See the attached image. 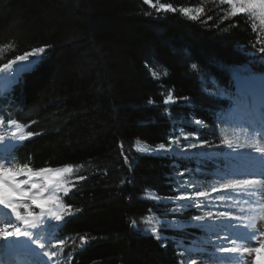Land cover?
<instances>
[{"label":"trees","instance_id":"1","mask_svg":"<svg viewBox=\"0 0 264 264\" xmlns=\"http://www.w3.org/2000/svg\"><path fill=\"white\" fill-rule=\"evenodd\" d=\"M231 12L225 0H0V69L45 48L0 92L1 125L15 120L27 137L13 163L72 167L58 194L70 211L44 225L55 264H184L183 251L203 241L196 209L172 199L196 156L170 141L181 129L217 136L231 100L209 90L231 92L236 74L264 73L255 22ZM215 159L223 163L204 168L226 171L231 160ZM154 214L176 222L160 238L147 233Z\"/></svg>","mask_w":264,"mask_h":264},{"label":"snow or ice","instance_id":"2","mask_svg":"<svg viewBox=\"0 0 264 264\" xmlns=\"http://www.w3.org/2000/svg\"><path fill=\"white\" fill-rule=\"evenodd\" d=\"M146 3L152 4V0H145ZM227 3L231 6L232 15L239 13H255L259 10L260 20L264 23V0H227ZM153 7L155 5L153 4ZM159 10L164 11H175L171 4H160ZM180 11L185 15H188L190 9L181 8ZM200 11H203L202 9ZM191 18L195 19L196 16ZM264 52V48L260 49ZM45 48L39 47L33 50L31 54H24L16 57V61L24 62L19 66V72H28L34 69V66L38 63V60L29 61V55L35 56L39 53H44ZM13 62L5 65V68H10ZM192 67L195 69L196 65L193 64ZM4 69H0L3 71ZM156 75V73H153ZM251 88V85H249ZM172 96L169 95L165 100V103L172 101ZM237 105L241 104L239 99L236 100ZM246 106V102H245ZM9 123L15 125L17 122L15 120H9ZM196 125H201L200 120H195ZM0 124L3 121L0 120ZM28 137L32 136V132H28ZM257 136L259 139H257ZM27 137L24 134L16 136L15 133L12 134V140H5L3 136H0V141H3L5 151L8 155L0 156V205L4 208L10 209V212L6 214V219L0 220V247L12 248V247H28L32 249L35 245L36 248L32 249L36 257H48V260L39 259L34 261L33 264H49L52 257L57 255L56 251L46 250L47 245L51 243L47 240L44 234V225L47 224L49 219H54L55 221H63L65 211H70V206L65 207L59 203V197L56 195H45L46 192L52 189H59L65 186L64 174L70 173L72 171L71 166L62 168H41L38 170H33L28 166V164H14L13 159L15 158V153L12 151L16 149L20 142L24 141ZM188 134H185L183 139L188 140ZM195 139H199L198 136ZM260 141H264V129L254 130L251 136L240 142L239 139L234 141L228 137H225L222 143L229 149H232L239 156L243 152L250 161L258 160L260 162V168L258 171H245L240 173L243 177H254L259 176L261 179H250V178H238L234 176L233 178L223 179L222 182H218L211 186L208 190L195 189L189 191L186 188L178 189L179 194L172 199L176 201H182L183 206L200 208L203 203L200 198H205L209 200L211 193H223L224 197H236L247 200L249 189H255L257 191H264V146L261 145ZM176 142L177 146L180 147L184 154H187L190 150H195L197 148H203L205 146L211 147V143L207 140L197 143H187L185 145H179V138L174 137L173 141ZM161 150H171L167 148L164 144L159 145ZM143 152L146 149H139ZM255 154H259L258 156ZM3 161H7V164ZM16 171L21 175H25L28 178L24 180H17L16 177L6 176L5 171ZM183 176L184 173H179ZM33 177L38 178L42 182H35ZM79 179H84V177H79ZM28 187L25 188L24 186ZM11 190V191H10ZM231 190V191H229ZM239 190V191H238ZM11 192L19 193L20 197L24 198L30 203H23L17 201L11 195ZM31 193V194H30ZM210 203V200H209ZM258 205V214L264 213V202L256 201ZM35 205L40 209L39 213L32 211V206ZM47 205V207H46ZM204 206H208L205 204ZM21 208L25 211L21 212ZM176 211L175 209L173 210ZM243 211V209H242ZM14 216V219H13ZM214 218H219L221 224L225 220L228 224H224V227H233V219L241 220V218L233 217L231 212H218L213 213L211 211L205 213V215L195 216L194 219L198 222V227L204 228L209 232H213L217 235L219 239V232L216 228L219 225L211 223ZM132 225L135 226L136 222L133 220ZM164 230L169 227L168 224H163ZM236 229L243 227L245 235L236 236L232 238L230 235L226 236L224 239L229 241L231 246L221 245L219 243L213 244L215 253L228 254V259L219 258L218 264H243L244 254L255 255V260L252 264H261L260 254L264 250V228H257L255 223V217L249 218L248 223L244 224L242 221L234 226ZM152 234L159 237V229L157 227H151L148 229ZM258 237L260 239H258ZM83 241L84 238L81 237ZM237 240H243L244 243L237 244ZM59 243H64V241H59ZM207 243L212 244L213 242L209 239ZM248 244H255L258 246H246ZM53 247H56L53 245ZM37 249L39 251H37ZM58 264V262H57ZM190 264H197L196 259H191Z\"/></svg>","mask_w":264,"mask_h":264},{"label":"rangeland","instance_id":"3","mask_svg":"<svg viewBox=\"0 0 264 264\" xmlns=\"http://www.w3.org/2000/svg\"><path fill=\"white\" fill-rule=\"evenodd\" d=\"M227 1V0H225ZM251 16L253 21L255 22L258 32L264 39V23L260 20V14L259 10H257L255 13H247ZM32 58H29L28 62H31ZM21 65V64H20ZM11 66L10 68H3V71H0V92L9 90L10 85L13 82H18L19 76L18 73L13 74L11 80L9 81V74L11 72H19V66ZM236 86L237 91L235 92H229L224 90H209L210 92H214L215 94H219L221 96H227L231 99V105L229 109L225 112L219 113V128L216 135H211L210 132L207 134L202 135L200 134H192L185 130H180V133L174 137L179 138V145H185L187 143H197L199 144L201 141L207 140L211 143V147L205 146L203 148H197L195 150H190L188 152L189 155L195 154V164L190 165L188 172H183L184 175L177 178V187L180 188H186L189 191H193L195 189L200 190H208L213 186L214 184H217L218 182H222L223 179L227 178H233L234 176H237L238 178H250V179H261L259 176L254 177H243L242 175H239L240 173H243L245 171H258L260 168V162L258 160L256 161H250L247 156L241 152V154L238 156L236 152H234L232 149H229L227 146H225L222 141L225 137H228L230 139H233L236 141L239 139L240 142H243L244 140L248 139L254 130L264 129V86H261L258 82L260 80H264V73L262 74H237L236 76ZM257 81V83H256ZM256 83V84H255ZM249 85H251V88H249ZM246 91H250L251 94L245 93ZM235 95V96H234ZM239 99L241 101L240 105H237L236 100ZM246 102V106H245ZM15 133L16 136H19L21 133L25 135L24 129L21 125L16 123L15 125L10 124L8 128L2 126L0 124V136H3L5 140H12V134ZM188 134V140L185 141L183 139L184 135ZM198 136L199 139H195V137ZM257 139L259 137L257 136ZM261 145L264 146V141H260ZM174 149L181 151L180 147L177 146V143L174 142ZM146 149L148 152L150 149L141 146L139 149ZM7 152L5 151L3 141H0V156L5 155ZM191 155V156H192ZM259 155V154H255ZM216 157L223 158V159H229L231 165L229 171H223L218 165L213 164L215 167L213 168H204V165H209V159L212 160H220L215 159ZM229 157V158H227ZM5 163V162H4ZM220 163H223L222 160H220ZM6 176L10 177H16L17 180H24L28 177L25 175H21L17 173L16 171H5L4 173ZM33 180L35 182H41L38 178L33 177ZM25 188L28 186L25 185ZM67 185H65L63 188L59 189H52L50 188L48 192L45 193V195H56L58 196L59 193L66 191ZM231 191V190H229ZM239 191V190H238ZM248 191V198L247 200L236 198V197H224L223 193L217 192V193H211V197L209 200H205V198H200V200L203 202L201 204L200 208H195L197 211L196 216L198 215H205V213L211 211L213 213L218 212H231L233 217L241 218V220L233 219L232 225L233 227H224V224H228V221L225 220L223 224H221V221L219 218H214L211 223L215 225H219V227L216 228V231L219 232V239L217 238V235L213 232H209L208 230L204 229V232L201 234V239L203 241L194 240L190 243L188 250L183 251V260L182 262L184 264H190L191 259H196L197 264H218L219 258L228 259V254H218L215 253L213 244L219 243L221 245H227L231 246L229 244L228 240H225L224 238L226 236H231L232 238L236 236H243L245 235L243 227H240L239 229H236L234 226L241 221L246 224L248 223L249 218L255 217V223L257 228H264V213L258 214V205L255 203L256 201L264 202V191H257L255 189H249ZM16 199L17 201H21L23 203L26 202L24 198L20 197L19 193H16ZM31 194V193H30ZM176 201V200H174ZM30 203V201H29ZM59 203L61 204V201L59 200ZM207 204L208 206H204ZM47 207V205H46ZM243 209V211H242ZM23 212L24 209L21 208ZM195 217V216H194ZM192 220L193 224H197L198 222L194 219ZM0 220H3L0 219ZM54 220V219H53ZM166 224V220L161 218L160 216L154 214V216L151 217L149 227H157L159 229V233H162L161 230L163 229L162 225ZM169 226L174 227L176 225L175 220H169ZM178 227L180 228V223L178 224ZM147 233H151L150 231H147ZM162 235L165 236L163 233ZM200 239V238H199ZM211 240L213 243H207L208 240ZM258 239H260L258 237ZM244 243L243 240H237V244ZM246 246H258L255 244H248ZM36 246L33 245L32 249H35ZM27 251V252H24ZM22 256L25 261H27L28 264H33L34 261H37L39 259L44 258V260H48V257H36L35 254H33V251L24 250ZM37 251H39L37 249ZM3 247H0V264H4L3 257H2ZM32 253V254H30ZM204 253H207L204 255ZM255 260V255H249L244 254V260L243 264H252V262ZM17 264H21V260L19 257L15 259ZM54 263V259L52 258L51 261H49V264ZM260 261L261 264H264V250L261 251L260 254ZM10 264V263H9Z\"/></svg>","mask_w":264,"mask_h":264},{"label":"bare ground","instance_id":"4","mask_svg":"<svg viewBox=\"0 0 264 264\" xmlns=\"http://www.w3.org/2000/svg\"><path fill=\"white\" fill-rule=\"evenodd\" d=\"M22 63H24V62H21V61H14V63H12V66L14 67V66H16V65H20V64H22ZM256 83H257V81H256ZM255 83V84H256ZM261 86H264V80H260L259 82H258ZM264 88V87H263ZM11 191V190H10ZM11 195L14 197V198H16V194L14 193V192H11ZM16 200V199H15ZM4 207V206H3ZM5 210V209H4ZM7 212H9V210H7ZM7 214V213H6ZM13 219H14V216H13ZM12 249V251L14 252V253H17V252H19V251H23V250H25V249H30V248H28V247H23V246H19V247H12L11 248ZM31 251H32V249H30ZM6 252H7V250L6 249H3V254H6ZM10 260H11V258H9V256H6V255H4V257H3V263L4 264H9L10 263Z\"/></svg>","mask_w":264,"mask_h":264}]
</instances>
